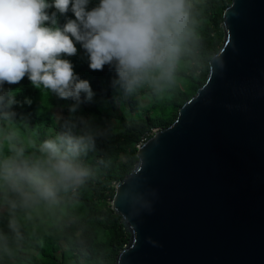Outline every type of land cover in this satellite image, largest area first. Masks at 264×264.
Listing matches in <instances>:
<instances>
[{
    "label": "water",
    "instance_id": "water-1",
    "mask_svg": "<svg viewBox=\"0 0 264 264\" xmlns=\"http://www.w3.org/2000/svg\"><path fill=\"white\" fill-rule=\"evenodd\" d=\"M203 84L135 151L114 264H264V0H229Z\"/></svg>",
    "mask_w": 264,
    "mask_h": 264
},
{
    "label": "clouds",
    "instance_id": "clouds-1",
    "mask_svg": "<svg viewBox=\"0 0 264 264\" xmlns=\"http://www.w3.org/2000/svg\"><path fill=\"white\" fill-rule=\"evenodd\" d=\"M88 4L0 0V85L27 76L36 88L76 101L69 108L75 113L81 93L86 100L94 95L89 82L62 58L76 54V43L86 51L91 70L114 68L113 83L126 97L147 92L163 101L193 74L199 76L209 65L223 67L222 57L205 46L207 0H99L91 10ZM50 8L56 11L49 14ZM69 10L75 19L60 26L56 13ZM15 103L10 93L0 94V210H7L9 228L19 239L21 213L30 219L33 211L61 208L69 194L75 196L95 178L87 157L96 151L99 133L84 118L70 116L56 135L22 136L28 127L15 121L10 110ZM157 130L151 129L136 148ZM97 164L107 167L110 161L98 159ZM8 241L9 235L0 232V254L11 257Z\"/></svg>",
    "mask_w": 264,
    "mask_h": 264
},
{
    "label": "trees",
    "instance_id": "trees-1",
    "mask_svg": "<svg viewBox=\"0 0 264 264\" xmlns=\"http://www.w3.org/2000/svg\"><path fill=\"white\" fill-rule=\"evenodd\" d=\"M98 3L99 0H89L87 10ZM207 3L203 36L207 52L215 54L222 40L221 13L229 0H207ZM55 11L48 9L49 14ZM56 15L60 26L68 19H75L70 10ZM76 48L75 55L62 58L72 63L80 79L89 82L94 95L86 100L81 93L75 113H70L69 108L76 101L36 88L27 76L17 84L0 85V94L14 96L16 103L10 110L18 124L28 127L22 136L38 134L39 139H44L62 131L64 121L70 116L87 120L99 133L96 151L87 157V163L95 168V178L75 196L69 194L61 208L33 211L30 219L21 213L19 239L9 228L7 210H0V232L9 235L8 245L13 252L11 257L0 254V264H114L121 247V228L109 208L113 184L129 168L141 138L148 136L151 129L168 126L178 108L203 84L208 71L206 68L196 77L193 74L171 98L163 101L154 100L147 92L126 97L113 83L117 79L114 68L105 65L100 71L91 70L86 51L79 43ZM142 100L146 102L140 106ZM52 109L60 113L57 120ZM98 159L110 164L107 167L97 164Z\"/></svg>",
    "mask_w": 264,
    "mask_h": 264
},
{
    "label": "rangeland",
    "instance_id": "rangeland-1",
    "mask_svg": "<svg viewBox=\"0 0 264 264\" xmlns=\"http://www.w3.org/2000/svg\"><path fill=\"white\" fill-rule=\"evenodd\" d=\"M146 101L145 100H142L139 102V105L140 106H143V104L145 103ZM52 113L54 114L55 116V119L57 120L60 116V113L57 109H52ZM117 114H118V111H117ZM152 130H155V129H152ZM63 247V244L61 243V248Z\"/></svg>",
    "mask_w": 264,
    "mask_h": 264
}]
</instances>
